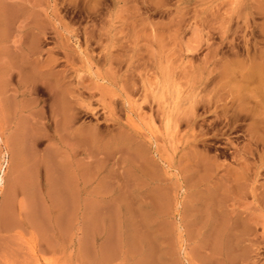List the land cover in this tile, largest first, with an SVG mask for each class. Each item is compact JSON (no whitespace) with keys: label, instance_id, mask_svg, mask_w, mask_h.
Listing matches in <instances>:
<instances>
[{"label":"rangeland","instance_id":"1","mask_svg":"<svg viewBox=\"0 0 264 264\" xmlns=\"http://www.w3.org/2000/svg\"><path fill=\"white\" fill-rule=\"evenodd\" d=\"M15 131L0 264H264V0H0Z\"/></svg>","mask_w":264,"mask_h":264},{"label":"bare ground","instance_id":"2","mask_svg":"<svg viewBox=\"0 0 264 264\" xmlns=\"http://www.w3.org/2000/svg\"><path fill=\"white\" fill-rule=\"evenodd\" d=\"M33 75V74H32ZM31 75V76H32ZM30 76V77H31ZM36 76V75H35ZM35 76H32V78L34 77L35 78ZM33 80H35V79H33ZM38 80V79H37ZM55 84V83H54ZM56 86V85H55ZM66 96H67V93H66V95H65V93H63L62 94V97L60 98V102L61 103H59V104H61V111H63V113L65 114V121H64V125H67V124H69V122L71 121V117H70V115H69V112H68V103H69V100H68V103H67V101H66ZM59 102V101H58ZM8 104V103H7ZM70 104H71V102H70ZM73 104V103H72ZM6 106V105H5ZM27 106V105H26ZM59 106V105H58ZM9 107V106H8ZM8 107H7V109H8ZM25 108V107H24ZM74 108V107H73ZM7 109H5V110H7ZM9 110H10V108L8 109V111H5V112H7L6 113V121L7 120H9V118H10V116L9 115H11L10 113H12L11 112V110H10V112H9ZM12 115H14V114H12ZM19 115H20V113H19ZM11 117H13V116H11ZM73 120V119H72ZM10 121V120H9ZM10 133H5V138H3L4 139V143H5V147H6V151L8 152V154H9V157H10V164H9V167H8V170L7 169H5L4 170V172H3V174L1 175V178H0V183H1V189H2V199L0 200V217L3 215V213H4V210H5V208L9 205V196H10V191H9V185L11 184V179H10V177H11V173H12V171H14L15 169H17V166H19L20 167V165H22L21 167H20V169H23V168H26L27 166H24L23 167V164H20V165H17V163H19L20 161H23V159H22V157L24 158V156H25V159L26 158H28L26 155H24V153L26 152V151H24V150H22V151H24L23 152V154H22V152L20 151L21 150V148L22 147H20V146H22V145H20L19 146V144H20V141H19V139H18V141H19V144H18V142H17V140L15 139V138H18L17 137V133H13V134H15V135H13V136H11V135H9ZM15 140H16V143L18 144V147H19V149L18 148H15ZM70 141V140H69ZM23 142H25L24 140H23ZM16 144V145H17ZM69 144V143H68ZM25 148V147H24ZM116 148V147H115ZM16 149L17 150H19V151H16ZM18 152V153H17ZM21 152V153H20ZM16 153H17V155H16ZM22 154V155H21ZM26 154V153H25ZM19 155L20 156H22V157H20L21 158V160H19L20 158H19ZM24 155V156H23ZM17 158H18V162H17ZM25 162H28V161H26L25 160ZM68 177V176H67ZM55 180V179H54ZM13 181V180H12ZM57 181V180H56Z\"/></svg>","mask_w":264,"mask_h":264},{"label":"crops","instance_id":"3","mask_svg":"<svg viewBox=\"0 0 264 264\" xmlns=\"http://www.w3.org/2000/svg\"><path fill=\"white\" fill-rule=\"evenodd\" d=\"M15 133H16V131H15ZM13 135V134H12ZM15 135V134H14Z\"/></svg>","mask_w":264,"mask_h":264}]
</instances>
